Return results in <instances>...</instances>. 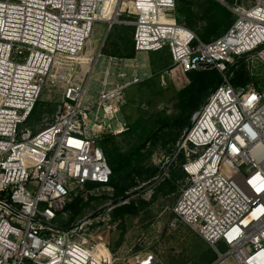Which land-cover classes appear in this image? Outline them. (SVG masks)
I'll return each mask as SVG.
<instances>
[{"label":"built area","instance_id":"2783aa9c","mask_svg":"<svg viewBox=\"0 0 264 264\" xmlns=\"http://www.w3.org/2000/svg\"><path fill=\"white\" fill-rule=\"evenodd\" d=\"M218 1L235 21L204 42L177 22L176 0H0V264H159L153 252L122 260L102 235L106 229L91 233L96 225L109 229L113 209L155 178L114 203L100 144L104 135L129 129L119 119L121 105L129 86L152 76L139 70L145 63L109 55L96 98L87 89L102 48L87 75L75 74L95 22L112 24L125 10L135 17L136 53L167 49L165 72L186 76L182 86L194 70L216 69L222 77L177 143L187 182L171 226L184 223L198 233L217 252L212 264H264V92L236 87L228 74L237 58L264 48V0ZM45 86L61 87L62 100L32 124ZM89 183L109 189L110 203L60 225L77 187Z\"/></svg>","mask_w":264,"mask_h":264},{"label":"trees","instance_id":"16d2710c","mask_svg":"<svg viewBox=\"0 0 264 264\" xmlns=\"http://www.w3.org/2000/svg\"><path fill=\"white\" fill-rule=\"evenodd\" d=\"M235 18L234 13L218 0H176L177 22L193 30L204 42L213 41L223 35ZM114 30L117 31L114 32L115 34L112 33L109 40L107 39L104 53L116 57L134 58L136 56L133 42L134 26L121 24ZM150 53L151 66L158 67L160 62H162L159 66L161 68L169 65L170 53L167 49ZM228 69L230 81L234 86H246L251 81L244 58H237ZM153 76L136 84L139 87L137 103L140 112L132 123L127 122L129 129L121 134H106L100 141L112 169L110 184L115 190V195L110 197L114 203H119V198L122 196L127 197L126 192L133 191L158 175L159 165L147 166L145 160L158 147L175 151L177 143L190 125L193 112L222 80L221 74L216 69L194 70L188 73L187 85L175 88L172 85H161L157 77ZM169 102L175 103L173 112L168 109ZM178 155L176 158L181 165L183 158ZM185 176L180 179L164 176L155 181L151 186L153 190L151 196L155 198L157 194L176 193L178 183L183 182ZM99 186L98 183L82 186L77 195H72L64 211L76 216L92 199L104 197L89 194L90 189ZM147 203L145 200H140L138 203L135 199H130L128 203L113 209L112 218L119 220L135 214ZM217 258V253L209 250L202 264H212Z\"/></svg>","mask_w":264,"mask_h":264},{"label":"rangeland","instance_id":"374dc122","mask_svg":"<svg viewBox=\"0 0 264 264\" xmlns=\"http://www.w3.org/2000/svg\"><path fill=\"white\" fill-rule=\"evenodd\" d=\"M228 1H237V3L245 6L251 4L249 0ZM134 19V15L129 13L128 10H125L112 25L108 22H95L92 34L81 55L82 64H79L75 71V74L78 75L79 78L87 75L86 71L94 66L96 55L99 49L102 48L103 55H101L96 62L94 74L87 89L93 98L98 96L97 91L100 88V83L96 81V78L103 77V71L108 65L109 55L105 54L103 51L107 39H110L109 37L112 33H116L117 30H114L116 26H120L121 24L133 26L132 22ZM165 55H167V53ZM136 57L139 64L145 63L146 65L145 67L141 66L139 70L141 72L148 71L152 76L154 75L157 77L163 86L172 85L175 88H181L183 87V82H187L188 80L186 76L180 78L166 73L165 70L167 66L162 68L159 67L162 62H160L158 67L151 66L149 62L151 58L150 52H138L136 53ZM242 58L245 60L246 68L251 78V81L245 87H254L264 92V48ZM169 61L170 64V57ZM113 70L116 71L114 68ZM126 70L128 72L131 71L129 68ZM115 80H118V78L115 77ZM62 97L63 91L61 87L45 86L34 114L36 122H33L32 119L29 122L37 124V119L40 118L43 113H54ZM137 98H139V87L137 85L129 86L125 91L124 100L121 105L122 111L121 116H119L120 120L123 121L125 119L128 123H132L136 119L140 112ZM174 107V102L168 103L170 112L174 111ZM100 115L103 116L102 111ZM93 122L94 120L92 119L91 124ZM105 122L109 123L110 120L105 118ZM111 123L115 126L117 124V119L111 120ZM32 129L34 130V126ZM176 148L177 145L174 152L171 151V149H166V147H158L155 151L153 150L150 156H148V159L145 160L147 166L159 165L160 171L158 175L162 173V177L173 176L178 179L182 178L185 175L181 167L182 164L180 165V162L176 158ZM178 156L184 158L182 154ZM186 182L187 178L185 176V180L178 183L176 193L169 195L157 194L155 198L150 196V194H153L151 186L154 183H149L151 184L150 187L149 184H147L142 195L132 197L138 203L140 200L148 202L144 204L137 213L128 215L119 220H114L112 218V220L109 221L111 226L109 229L106 228V226H93L91 228V233L98 235L103 229H106L102 235L108 239L110 249L122 260H129L131 255L135 252L143 251L153 252L157 256L159 264H202V260L209 254V250L215 252L216 250L186 224L179 223L177 227H172L170 224L174 217L172 207ZM81 187H77V191H80ZM89 194L92 196L102 195L104 197L92 199L76 216L71 212H64L58 220L60 225H73L91 212L100 210L111 201V192L109 189L102 186L90 189ZM95 238H97V236H95ZM219 248L222 251L225 250L221 245H219Z\"/></svg>","mask_w":264,"mask_h":264},{"label":"water","instance_id":"95a60500","mask_svg":"<svg viewBox=\"0 0 264 264\" xmlns=\"http://www.w3.org/2000/svg\"><path fill=\"white\" fill-rule=\"evenodd\" d=\"M112 25V24H111ZM110 25V26H111ZM110 28V27H109ZM109 30V29H108ZM191 125V124H190ZM190 125L188 126V128H187V130L190 128ZM163 174L162 173H160L159 175H157L150 183L152 184V183H154L157 179H159L161 176H162ZM216 262V261H215Z\"/></svg>","mask_w":264,"mask_h":264},{"label":"bare ground","instance_id":"6f19581e","mask_svg":"<svg viewBox=\"0 0 264 264\" xmlns=\"http://www.w3.org/2000/svg\"><path fill=\"white\" fill-rule=\"evenodd\" d=\"M113 18H110V21L112 22Z\"/></svg>","mask_w":264,"mask_h":264}]
</instances>
